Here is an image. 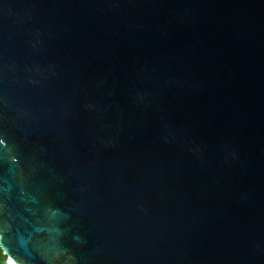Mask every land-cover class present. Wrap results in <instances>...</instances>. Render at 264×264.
Instances as JSON below:
<instances>
[{"label": "water", "instance_id": "1", "mask_svg": "<svg viewBox=\"0 0 264 264\" xmlns=\"http://www.w3.org/2000/svg\"><path fill=\"white\" fill-rule=\"evenodd\" d=\"M0 247L264 264V0H0Z\"/></svg>", "mask_w": 264, "mask_h": 264}, {"label": "trees", "instance_id": "2", "mask_svg": "<svg viewBox=\"0 0 264 264\" xmlns=\"http://www.w3.org/2000/svg\"><path fill=\"white\" fill-rule=\"evenodd\" d=\"M0 264H14L9 260L8 256L4 254L1 247H0Z\"/></svg>", "mask_w": 264, "mask_h": 264}]
</instances>
